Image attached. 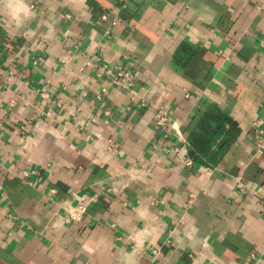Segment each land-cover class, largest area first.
Segmentation results:
<instances>
[{"label": "crops", "instance_id": "crops-1", "mask_svg": "<svg viewBox=\"0 0 264 264\" xmlns=\"http://www.w3.org/2000/svg\"><path fill=\"white\" fill-rule=\"evenodd\" d=\"M255 122L264 0H0V264H264Z\"/></svg>", "mask_w": 264, "mask_h": 264}, {"label": "built area", "instance_id": "built-area-1", "mask_svg": "<svg viewBox=\"0 0 264 264\" xmlns=\"http://www.w3.org/2000/svg\"><path fill=\"white\" fill-rule=\"evenodd\" d=\"M117 68V75H121V80L119 81L122 87H125L129 82H124L125 78L127 77V74L122 72V68L120 66ZM170 118L169 115L166 113H163L162 111H157L155 114V125L157 127H160L166 134L170 133L172 129L170 128ZM253 131L255 134V146L257 150H263L264 149V127H260V125L255 122L253 126ZM188 165L191 164V162H187ZM239 190L243 191L244 188L242 186H239ZM75 202L74 203H58V206L62 208L65 211V221L66 222H75L79 221L84 212L87 209V206L95 201V195L90 193H79L73 195ZM260 205V204H259ZM263 216H264V208L262 209ZM155 252V251H154Z\"/></svg>", "mask_w": 264, "mask_h": 264}, {"label": "clouds", "instance_id": "clouds-1", "mask_svg": "<svg viewBox=\"0 0 264 264\" xmlns=\"http://www.w3.org/2000/svg\"><path fill=\"white\" fill-rule=\"evenodd\" d=\"M22 2V0H21ZM21 11H25L26 13V9L22 8V7H18V8H14L11 10L10 15L13 17V19H16L17 21L20 20V12Z\"/></svg>", "mask_w": 264, "mask_h": 264}]
</instances>
